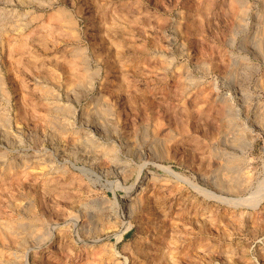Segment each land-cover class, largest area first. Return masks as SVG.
I'll return each mask as SVG.
<instances>
[{
    "label": "rangeland",
    "instance_id": "374dc122",
    "mask_svg": "<svg viewBox=\"0 0 264 264\" xmlns=\"http://www.w3.org/2000/svg\"><path fill=\"white\" fill-rule=\"evenodd\" d=\"M0 264H264V0H0Z\"/></svg>",
    "mask_w": 264,
    "mask_h": 264
},
{
    "label": "bare ground",
    "instance_id": "6f19581e",
    "mask_svg": "<svg viewBox=\"0 0 264 264\" xmlns=\"http://www.w3.org/2000/svg\"><path fill=\"white\" fill-rule=\"evenodd\" d=\"M154 177H151L150 179H153ZM145 183V182H144ZM235 184V183H234ZM144 184H141V185H139V187L140 186H143ZM148 184H146V186H147ZM138 186H135V187H132V189L129 191V194H131V193H133V192H135L138 188H139ZM141 189V188H140ZM132 196V195H131ZM128 197V196H127ZM130 197V196H129ZM127 199V198H126ZM128 200H129V198H128ZM126 201V200H125ZM124 201V202H125ZM130 201V200H129ZM129 206H131V205H129ZM134 207V206H133ZM95 215V214H94ZM93 215V216H94ZM82 223V222H81ZM81 227V226H80ZM84 230V229H83ZM31 232V231H30ZM121 237V236H120ZM27 262V261H26Z\"/></svg>",
    "mask_w": 264,
    "mask_h": 264
}]
</instances>
